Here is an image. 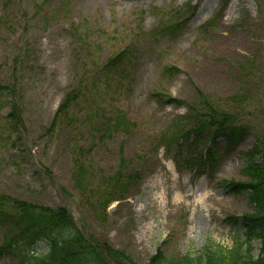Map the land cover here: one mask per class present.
<instances>
[{
  "label": "rangeland",
  "instance_id": "374dc122",
  "mask_svg": "<svg viewBox=\"0 0 264 264\" xmlns=\"http://www.w3.org/2000/svg\"><path fill=\"white\" fill-rule=\"evenodd\" d=\"M3 15L0 86H13L14 96L0 92V193L69 207L94 239L134 264L157 249L172 258L208 240L229 246L226 218L252 205L223 184L247 180L244 153L264 134V0H0ZM175 23V33L160 34ZM77 88L75 122L60 118L48 132ZM199 93L244 126L233 149L222 136L181 148L159 142L199 107ZM9 102L20 104L21 126ZM207 148L217 155L211 170L196 162ZM76 159L87 173L79 186ZM124 168L128 186L117 196L104 180ZM100 198H111L104 210ZM0 264L17 260L3 255Z\"/></svg>",
  "mask_w": 264,
  "mask_h": 264
},
{
  "label": "trees",
  "instance_id": "16d2710c",
  "mask_svg": "<svg viewBox=\"0 0 264 264\" xmlns=\"http://www.w3.org/2000/svg\"><path fill=\"white\" fill-rule=\"evenodd\" d=\"M6 21L7 15H3L0 22L7 24ZM164 26L160 34L171 35L176 32V23ZM119 58L121 57L119 56L118 60ZM6 88L14 96L13 86H0V92L4 93ZM81 94L80 88L66 93L47 129L48 132L53 131L60 118L62 119L58 123L71 125L75 122L73 110L77 108V100ZM199 95L201 97L199 107L189 108L185 115L175 119L170 131L163 133L162 139L158 138L159 142L165 146L174 143L176 148H181L189 139L198 146L203 138L211 143L222 136L226 148L233 149L243 137L244 126L234 127L233 115L218 107L208 97L200 93ZM164 99L175 102L171 97ZM8 105L9 117L14 124L20 125L22 123L20 104L9 102ZM121 121L122 119L119 121L120 124L116 122L117 127L121 125ZM173 129L174 132L170 133ZM78 148V153H81ZM199 155L201 157L196 161L198 165L200 167L206 165L211 170L217 160L213 148H207L204 156L201 153ZM244 156L246 159L242 171L247 180H229L223 185L230 193H244L252 205V211L226 218L225 223L229 225L232 234L230 245L223 246L208 240L195 253H185L172 258H166L163 251L157 249L144 264H264V134L244 153ZM83 168L84 165L76 159L73 164V175L78 186L81 185V178L87 174ZM124 170V175L120 169L104 180L109 187L117 191V196L125 195L128 186L126 181L128 170L125 168ZM115 198L124 199L113 197V200ZM109 200L102 201L100 198L96 202L100 203L104 210L109 205ZM84 227V224L81 230L77 227L70 209L65 206L51 208L0 193V228L3 230L0 256H10L17 260V264H134L123 251L114 249L104 240L94 239L86 229L83 230ZM253 242L260 243L259 254L256 257L252 254ZM39 245H44L46 250L39 251Z\"/></svg>",
  "mask_w": 264,
  "mask_h": 264
}]
</instances>
